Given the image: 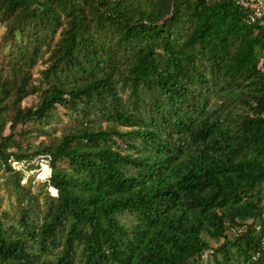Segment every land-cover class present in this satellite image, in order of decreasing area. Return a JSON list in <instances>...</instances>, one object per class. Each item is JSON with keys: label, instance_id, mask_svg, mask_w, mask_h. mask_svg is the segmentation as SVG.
<instances>
[{"label": "trees", "instance_id": "1", "mask_svg": "<svg viewBox=\"0 0 264 264\" xmlns=\"http://www.w3.org/2000/svg\"><path fill=\"white\" fill-rule=\"evenodd\" d=\"M237 1L0 0V264H264V26Z\"/></svg>", "mask_w": 264, "mask_h": 264}, {"label": "rangeland", "instance_id": "2", "mask_svg": "<svg viewBox=\"0 0 264 264\" xmlns=\"http://www.w3.org/2000/svg\"><path fill=\"white\" fill-rule=\"evenodd\" d=\"M33 102V97H28L25 99L24 104H28L30 105ZM65 124L64 123H54L53 125V130L54 132L57 131L58 129L60 130V128H62ZM8 129L4 130V133H7ZM59 133V131L57 132V134ZM14 160L11 161V164L13 167L17 168V169H22L24 168V165L21 164L20 162H18V164L16 163L15 165H13ZM45 157H37L36 159H34L33 161H31V163L33 164V167L30 168L26 174L25 177L22 179V182H25L26 180V175L27 174H33L34 175V179H35V184H37L39 181L43 180L44 178H47V173L49 172V168L47 166H45ZM39 180V181H38ZM50 193L51 194H55V192H53L50 189ZM2 200L1 206L6 207V209H8V202L9 201H13V196L11 193L6 192L5 188L0 184V201ZM207 264H211L210 262H207Z\"/></svg>", "mask_w": 264, "mask_h": 264}, {"label": "built area", "instance_id": "3", "mask_svg": "<svg viewBox=\"0 0 264 264\" xmlns=\"http://www.w3.org/2000/svg\"><path fill=\"white\" fill-rule=\"evenodd\" d=\"M237 2L246 10L248 21L264 26V0H238ZM13 163V165L16 163L18 164L17 161ZM262 217L264 218V210ZM211 252V249L204 250L202 252V257L206 258Z\"/></svg>", "mask_w": 264, "mask_h": 264}]
</instances>
